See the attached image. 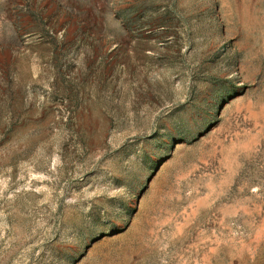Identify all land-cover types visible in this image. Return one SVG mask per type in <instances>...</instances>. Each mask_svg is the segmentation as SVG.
Listing matches in <instances>:
<instances>
[{
    "label": "rangeland",
    "instance_id": "374dc122",
    "mask_svg": "<svg viewBox=\"0 0 264 264\" xmlns=\"http://www.w3.org/2000/svg\"><path fill=\"white\" fill-rule=\"evenodd\" d=\"M0 264H264V0H0Z\"/></svg>",
    "mask_w": 264,
    "mask_h": 264
}]
</instances>
